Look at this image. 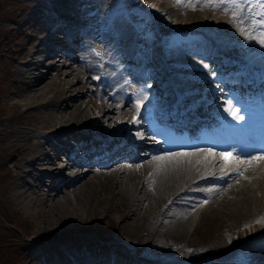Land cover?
I'll list each match as a JSON object with an SVG mask.
<instances>
[{
  "label": "bare ground",
  "instance_id": "1",
  "mask_svg": "<svg viewBox=\"0 0 264 264\" xmlns=\"http://www.w3.org/2000/svg\"><path fill=\"white\" fill-rule=\"evenodd\" d=\"M47 1L44 15L57 24L51 27L42 17L43 24L37 34L30 36L25 31L21 36L16 34L17 40L9 49H3L5 45L1 41L11 37L15 28L20 30L32 24L20 22V15L14 12L0 11V17L5 20L4 24L0 23V184L3 185L0 188L4 197L0 196L8 210L5 214L8 223L14 220L15 225L23 226L27 221L29 228L23 231L25 244L32 247L34 243L37 249L27 252L22 264H90L85 261L87 255L102 259L99 264L125 261L141 264L126 246L106 234L99 235L95 229L104 220L114 222L113 236L119 232L123 240L134 245H149L156 239L182 244L190 237H200L214 245L226 244L230 239L227 248L234 249L244 237L264 233V225L256 223L264 217V161L231 164L232 155L241 159L264 155V141L249 143L255 135L251 128L258 121L247 125L239 134L242 139L233 146L222 142L208 148L206 145L187 148L190 145L186 141L197 139L190 132L187 137L182 133L191 127H204L201 131L209 129L211 135L218 131L212 129L214 126L219 127L230 118L233 121L224 111L226 100H231L239 115L260 106L264 99V59H257L253 53L264 47L254 40V47L247 54L233 33L234 29L247 25L257 6L251 0H188L181 2L180 7L171 8L163 0H132L148 15L151 33L166 25L172 27L170 30H198L205 39L200 42L203 46L207 41L212 45L213 41L223 45L218 49L212 45L217 53L224 55L222 49L227 52L228 57L220 60V70L228 69L231 64L245 65L240 72L246 75L242 81L239 79L243 75L237 72L230 84L221 82L217 86L218 70L210 64L216 61L213 54H198L195 47L187 46L168 54L163 64L158 52L150 50L147 62L154 70H148L132 54L129 29L115 17L108 22L109 34L97 49L95 39L76 24V12L70 10L73 0ZM206 4L218 6L212 8ZM234 11L238 19H232ZM62 17L74 22L67 27L58 20ZM252 29L256 36L263 32L257 27ZM73 38L79 43L72 45ZM95 58L102 65L95 64ZM126 76L132 77L135 84L147 77L148 102L138 92L123 94ZM201 92L199 102L211 106V118L207 121L193 117L199 109L190 106L188 115L194 120L167 128L166 109L158 113L163 118L159 123H156L158 116L153 117L152 111L146 110L151 105L163 107L170 96H174L171 98L178 107ZM137 103L141 106L139 114ZM134 118L136 122H145L137 125ZM119 135L124 141L135 143L132 154L124 153L128 149L125 143L111 144ZM213 136L219 138L218 132ZM114 144L119 154H110V165L101 157L87 164L76 158L79 152H87L89 145L107 150L106 146ZM176 146H187L183 148L193 150L198 158L208 156V177L196 182L197 187L189 177L175 174L167 178V185L160 183L165 173L162 165L174 159ZM223 150H227L226 154ZM221 154L228 160L227 164ZM245 168L243 175H239L237 169ZM177 181L182 189L180 185H172ZM194 188L197 190L194 201L180 204L174 210L169 208L176 204L175 199L184 202L180 197L186 189ZM198 197L205 200L201 207ZM164 219H168V224L163 226ZM191 223L195 224L191 226ZM83 227L88 232L83 233ZM237 232L239 236L235 237ZM260 236L257 241L262 246L254 256L264 264V234ZM59 247L66 248L73 259L61 253ZM99 247L101 251L96 252Z\"/></svg>",
  "mask_w": 264,
  "mask_h": 264
},
{
  "label": "rangeland",
  "instance_id": "2",
  "mask_svg": "<svg viewBox=\"0 0 264 264\" xmlns=\"http://www.w3.org/2000/svg\"><path fill=\"white\" fill-rule=\"evenodd\" d=\"M45 1L48 2L47 0H45ZM73 1L74 2L72 5V9L77 11V7H76L77 1L76 0H73ZM104 1H106V0H99L97 2V4L92 3V6H91L92 15H91L90 20H89L88 15H82L80 18L81 20L84 19L86 21L87 20L90 21L89 22L90 23L89 28H90L91 35H95L97 32V30L93 29L94 28L93 25L96 26L97 22L102 21L101 17L103 15L102 12L104 10V7H102L103 5L101 6V3H104ZM107 1L110 2L109 4H112L115 2V0H107ZM181 2H183V1H181V0H163V3H166L167 5L171 6V8L173 6L180 7V5L182 4ZM123 3L129 4L131 6L134 5V1H131V0H123ZM41 4H43L41 2V0H0V11H6L7 14H9L10 12H14L17 15H20V22L27 21L28 23L32 24L31 26L26 25V27L23 28L22 30H18L15 28L13 31V34H11V37L7 36V37H5V39H3L1 41V45L2 46L5 45L2 47L3 49H7V48L9 49V47H11L12 42L17 40L16 34H19L21 36V33H23L24 31H25L24 33L27 32V34H29L30 36L32 34H37V31H39V27L41 26L42 23L40 21H38L37 18H33V17H34V15H36L38 17H39V15H41V13H40V8L42 7ZM43 5H45V4H43ZM134 6H136V5H134ZM118 9H119V7H118ZM139 11H140V9H139ZM140 12L143 14L142 11H140ZM262 12H264V5L260 4L259 8H257V14L251 15V17L249 19L250 21H248L247 25H245V27H243V28L247 29V31L249 33H252L254 35H255V33H254V29H252V26L254 28L257 26V28H259L261 31L264 32V26H262V24H264V16L261 15ZM182 13L185 14L187 12H182ZM114 14H116L118 16L121 23H123V24L125 23L129 27V29H131L132 37H134L133 29L130 27V24L126 21V19L124 17H122L121 12L120 11H114L112 13V15H114ZM112 15H111V17H113ZM111 17H110V19H111ZM146 17H148V15ZM225 18L229 19L227 16ZM4 22H5L4 18L0 17V23L4 24ZM170 29H172V27L171 26L169 27L168 25H166L165 28L160 29L161 31L157 35L158 36L161 35L163 37V35H165L163 33V31H165V30L170 31ZM181 30L182 29H179V30L175 29L172 31L173 32L174 31L175 32H182V33L188 31L192 36L187 35L186 39H184V40H181V41L176 40L174 43L170 42L168 44L170 52H174L176 50V48H179L181 46L184 47L187 45H191L193 42H196L195 40H193V36L197 34V31L193 32V31L188 30V29H186V31H183V30L181 31ZM87 31H89V29H87ZM234 31L235 32H233V33L236 35L235 39L237 40V43L238 44L240 43L241 45H243L242 47H244L243 49H245V53H247V54L251 53V50L254 47L253 46L254 43H252L254 40H251L250 44H246L244 42L245 41L244 36H242L240 34L239 29H237V30L234 29ZM4 41H6V42H4ZM156 43H155V45H156ZM98 44H99V42H98ZM132 49H133V47H132ZM134 49L138 50V46H135ZM260 52H264V50L263 49L259 50L257 52H254L253 54L255 55V57L257 59H259V58L264 59V54L259 55ZM258 55H259V57H257ZM95 61H96L95 64H97L98 66L101 65V62L98 61L97 58L95 59ZM89 85L90 84H86V86H89ZM148 85H150V84H148ZM30 120H32V118ZM176 161L177 160L172 159V160H170V162H171L170 164H173ZM207 161H208V159H205V157H202V159L198 158V157H195L192 159H186L183 164H185L188 168L186 171L184 170L180 174H178L179 173L178 167L173 169V167L175 165L169 166V168H171L169 171H168L167 167L165 168L164 165H162L163 169L165 170V173L163 174V178H160L162 173L160 174V176H159L160 183L167 185L169 183V181H167V178L173 174L179 175L180 177L190 175L189 172H191L193 168L199 169V171H201L203 169V167L206 166ZM181 169H183V168H181ZM178 182L179 181H177L175 183L173 182L172 185L179 186L180 184L178 185L177 184ZM1 185L2 184H0V187H1ZM2 187H3V185H2ZM1 188H0V191H1L0 195L2 197H4V194L2 193L3 189H1ZM1 196H0V227H1L0 230L2 232H0V234H2V235H0V238H1V240H0V243H1L0 244V264H22V261L24 262L23 258L25 257L26 253L31 252L33 250V246L28 247L29 244L28 243H27V245L25 244L26 236L23 233V231L25 229L29 228V223L27 221H24L22 223L23 226L18 225L19 227L17 225H15V223L13 222L14 220L12 222L8 223V220H7L8 217H5L6 216L5 214L8 213V210L5 209L6 206H5V203L2 202L3 200H2ZM200 199H202V198H200ZM81 213H82V211H81ZM165 225H167V224H165ZM100 226H101L100 228L95 229L99 233V235L105 236V234H106V237L107 236L110 237L113 241L116 240L117 243H119L123 247L126 246L128 252H130V250H131L130 254L133 255V257H135V255H137L145 261L151 260L152 264H236L234 262L229 261L230 257H228L229 253L232 251V250H230L231 248H227L230 246V244H229V242L231 241L230 239L226 244L220 243L217 245H214L212 242H209V241L205 242V241L201 240L200 237H190L186 240V242H183L182 244L181 243L180 244H177V243L171 244L170 242H172V241L170 239H164L163 241H161V239H156L155 242L152 241L151 243H149V245H146V244L134 245V244L130 243L127 239L123 240L122 235H120L119 232H116V234L114 236L112 235L113 230H115L114 229V227H115L114 222H110V221L108 222V221L104 220ZM85 227H83V229H82L83 233L88 232V230H86V231L84 230ZM3 229H4V231H3ZM12 231H13V233H11ZM82 231H79V232H82ZM12 234H14V235H12ZM262 234H264V233L261 231L259 234L254 233L251 236H253V237L257 236L258 237ZM236 235L239 236L238 232L235 234V237H237ZM251 236H248V239L246 238L247 236L244 237L243 239H245V240L236 246V248H238V246H242V245L244 246V248L238 249L239 251L237 253V257L234 259V261H236L237 263L238 262H245V264H246L247 262H249L246 259V257H248L251 260L252 264H260L261 263V262L257 261L258 257L254 256V253L258 252V248H261V246H262L261 244H259L257 251H255V252L251 251L250 253H245V254L242 253L243 255H241V252L247 251L248 248L254 250L253 247H254V245H256V243L254 241H252L253 238ZM12 237H14V239ZM235 237H232V238L234 239ZM261 237H258V238H261ZM2 239L4 242H2ZM239 239H241V237H239ZM225 240L226 239H224V241ZM5 241H7V242H5ZM8 242H10L9 246L7 245ZM5 243H6V245H5ZM220 248H222V249H220ZM216 253H218V254H216ZM227 257H228V259H227ZM261 258H262V256H259V259H261ZM229 262H231V263H229Z\"/></svg>",
  "mask_w": 264,
  "mask_h": 264
},
{
  "label": "snow or ice",
  "instance_id": "3",
  "mask_svg": "<svg viewBox=\"0 0 264 264\" xmlns=\"http://www.w3.org/2000/svg\"><path fill=\"white\" fill-rule=\"evenodd\" d=\"M205 6L206 7L215 8L218 5H216V4H206ZM189 7H193V6L192 5H189ZM236 8L238 9L239 8V5H236ZM193 10H195L194 7H193ZM261 15L264 16V12H262ZM232 19H238L235 11L232 13ZM262 26H264V24H262ZM239 31H240V34L242 36H244L245 40H249V41L255 40L261 47H264V32H261L259 34V36H256V35H254L252 33H249L247 31V29H245L243 27H240ZM146 86H150V85H146ZM224 103L226 105V107H224V111L225 112H228L229 115L232 116V119L233 120L239 121V120H242L243 119V116H241V115H239L237 113L236 108L233 106L231 100H226ZM140 107H141L140 104L137 103L136 104L137 114H139ZM133 122L134 123L136 122L135 121V118L133 119ZM221 157H222V159H225L226 160V164H227L228 163V160L224 157L223 154H221ZM253 160L264 161V155L251 157L250 159H241L239 156L232 155L231 164L233 166H238V165H241V164L251 165L252 162H253ZM246 170H247L246 168L244 170L237 169L238 174L241 175V176L243 175V171H246ZM256 223L261 224V225H264V217H261L259 220H257Z\"/></svg>",
  "mask_w": 264,
  "mask_h": 264
}]
</instances>
